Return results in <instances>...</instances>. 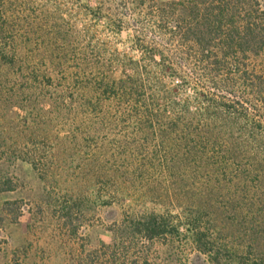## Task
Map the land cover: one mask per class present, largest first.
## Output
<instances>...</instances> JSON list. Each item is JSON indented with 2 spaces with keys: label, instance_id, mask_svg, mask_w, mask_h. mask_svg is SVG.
<instances>
[{
  "label": "rangeland",
  "instance_id": "1",
  "mask_svg": "<svg viewBox=\"0 0 264 264\" xmlns=\"http://www.w3.org/2000/svg\"><path fill=\"white\" fill-rule=\"evenodd\" d=\"M121 4L0 0V49L18 58L14 69L0 70V78L19 84L13 91L17 106L0 108V264L264 261L261 194L251 192L252 202L246 196L241 203L228 201V191L219 194L229 204L209 211L221 218L209 223L216 231L213 262L199 252L185 222L188 199L201 191H158L166 179L142 162V138L112 111L116 103L98 114L57 112L36 89L34 82L44 75L60 89L63 74L76 67L88 80L99 73L118 78L127 56L139 59L130 23L136 16ZM122 17L124 28L118 30L115 21ZM150 211H172L178 230L152 241L134 234L130 219Z\"/></svg>",
  "mask_w": 264,
  "mask_h": 264
},
{
  "label": "trees",
  "instance_id": "2",
  "mask_svg": "<svg viewBox=\"0 0 264 264\" xmlns=\"http://www.w3.org/2000/svg\"><path fill=\"white\" fill-rule=\"evenodd\" d=\"M121 3L136 16L129 22L139 59L127 56L118 78L99 73L88 80L76 67L63 74L60 89L50 75L34 84L57 112L98 114L116 103L112 111L142 138V162L166 179L158 191H201L188 199L185 222L199 252L217 261L210 224L221 218L209 211L246 196L252 202L251 192L264 199V0ZM115 22L123 30V17ZM17 59L0 49V70L14 69ZM10 83L0 78V108L17 106L19 84ZM224 191L230 194L221 202ZM171 212H142L130 226L148 241L164 237L178 230Z\"/></svg>",
  "mask_w": 264,
  "mask_h": 264
}]
</instances>
